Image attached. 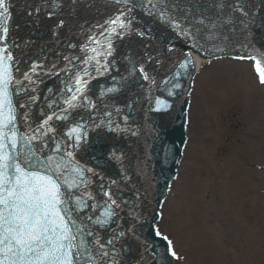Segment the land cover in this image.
<instances>
[{
    "label": "snow or ice",
    "instance_id": "1",
    "mask_svg": "<svg viewBox=\"0 0 264 264\" xmlns=\"http://www.w3.org/2000/svg\"><path fill=\"white\" fill-rule=\"evenodd\" d=\"M114 3L119 7L105 22L107 27L98 26L102 29L99 36H89L88 43L82 46L87 50L89 44L95 45L90 49L93 54L84 59L64 56L66 66L58 68L56 63L28 64L13 54L20 45L9 41L10 0H0V264H145L143 255L149 251V242L141 240L139 232L144 222L134 212L126 213L131 215L130 220L121 215L135 205L124 199L120 185L131 182L137 173L125 166L128 157L118 148H110L107 158L120 165L121 180L106 182L95 168L82 164L76 153L87 146L88 122L83 116L73 120L72 114L80 109L97 110L96 101L89 95V85L100 75L117 73L111 76V86L100 89L101 99L118 93L137 77L155 84V79L145 71V64L152 60L147 54L143 61L125 57L129 65L125 69L127 75H120L114 64V39L138 36L152 41L156 38L154 26L160 25L170 33L165 40L168 52L187 47V51L178 53V68L194 69L192 52H203L202 39L215 37L219 17L214 21L202 14L194 15L193 8L198 6L184 0H114ZM214 6L222 13L225 3L219 0ZM228 7L233 14H240L245 32L241 48L246 50L247 57L238 58L254 59L259 70L261 60L257 55L264 56V51L251 45L250 37L254 27H264V20L257 21L250 15L242 0H234ZM35 11L38 13L40 9ZM48 15L54 13L50 11ZM141 17L149 18L151 23L145 24ZM64 23L60 20L57 27H63ZM227 23L232 24L233 20L229 18ZM61 73L65 78L60 79ZM179 75L177 71L176 76ZM43 76L56 77L60 86L47 89L49 95L41 107L37 105L40 99L37 93L38 85L44 83ZM260 77L264 82V71ZM163 83L167 86L170 80ZM181 87L178 82L172 83L167 88L168 95H176L172 89ZM155 105L156 111L171 107L160 98L155 99ZM109 107L101 105L99 121L90 112L92 127L117 135H136L129 124L131 115L117 120L114 116H120L124 109L111 106L109 110ZM125 107L131 110L132 103ZM65 121L69 122L67 131H62L57 124ZM128 163L131 165V161ZM139 164L137 161L134 167ZM93 185H97L96 191L92 190ZM134 195L138 197L139 193ZM154 231L161 236L159 229ZM162 238L168 242L163 257L167 264L172 242L167 236ZM132 242L143 250L136 256ZM151 251L155 258L154 245ZM170 254L176 256L175 251Z\"/></svg>",
    "mask_w": 264,
    "mask_h": 264
},
{
    "label": "water",
    "instance_id": "2",
    "mask_svg": "<svg viewBox=\"0 0 264 264\" xmlns=\"http://www.w3.org/2000/svg\"><path fill=\"white\" fill-rule=\"evenodd\" d=\"M218 2L219 0H184V3L198 6L193 8L194 15L202 14L214 21L219 17L215 37L210 40L202 39L203 52H193L207 59L225 55L247 57L246 50L241 48V44L245 42V32L240 22L242 17L239 13L233 14L228 7L234 0H223L225 7L222 13L214 6ZM242 3L245 5V10L250 15H254L257 21L264 20V0H242ZM118 7L114 0H10V19L7 20L9 41L20 45V49L14 51L13 54L19 55L28 64L37 62L50 66L56 63L58 68L66 66L64 56L81 59L91 56L93 53L90 49L95 45L89 44L87 50L82 46L88 43L89 36L93 34L99 36L102 29L98 26L107 27L105 22L116 14ZM36 8L40 9L38 13L35 11ZM50 11L54 13L51 17L48 15ZM141 18L145 24L151 23L149 18ZM229 18L233 20L232 24L227 23ZM60 20L65 22L63 27H57ZM252 31L251 45L264 51V27H254ZM154 34L156 38L152 41H145L138 36L125 37L123 40L114 39L115 52L113 55L115 67L119 69L120 75H127L125 69L129 65L125 57L143 61L146 54L151 56V62L145 64V71L155 79V84H150L149 81L140 80L137 77L134 82L129 80L127 86L118 93L109 94L108 97L101 99L100 89L111 86V76L117 73L100 75L89 85L91 90L89 95L92 100L96 101L97 110L91 112V110L80 109L78 113L72 114V119L78 120L79 116H83L88 122L87 146L77 151V159L82 164L95 168L106 182L111 179L121 180L120 165L107 158L108 150L110 148L121 149L128 157L125 166L132 167V171L136 172L137 176L131 182L124 181L120 187L124 199L134 204L135 208H126L121 215L130 220L131 215H126V213L134 212L144 222V227L139 232L141 240L146 239L149 242V251L143 255L145 264H157V260L159 264H165L163 257L167 245L156 237L152 225L158 218V211L167 196L170 181L175 177L182 159L186 142L185 126L189 95L195 68L187 70L178 68L180 61L178 53L187 51V47L178 48L176 52H168L165 40L170 33L165 28L155 25ZM101 40L103 42V38ZM69 45H75V47H69ZM107 59L112 60L113 57H107ZM257 59L261 60L260 72L264 71V56L257 55ZM68 67L71 69V65ZM177 71L180 72L179 76H176ZM63 78H65L64 74L61 73L60 79ZM42 79L44 83L38 85L39 92L37 93L40 97L37 105L41 107L45 104L44 98L49 95L47 89L60 86L56 77L43 76ZM165 80H170L167 86L163 83ZM177 82L182 87L173 88L172 91L176 95L169 96L167 88H171V84ZM149 88H151L150 93ZM156 98L166 100L171 107L167 110L156 111ZM129 103H132L131 110L125 107ZM102 104H108L109 110L111 106L124 109L120 116H114L117 120H120L123 115L130 114L129 124L137 134L117 135L103 129H94L89 115L91 112L99 121L102 118ZM34 112L38 113L36 107H34ZM68 124V121L58 122L57 126L62 131H67L66 125ZM93 156L96 157L95 160ZM128 161H131V165ZM137 161L140 164L134 167ZM131 174L130 172L129 175ZM92 190L96 191L97 185H93ZM135 193H139V196L134 195ZM132 243L133 256H136L143 250L137 248L134 242ZM153 245L157 254L155 258L151 251ZM167 264H171L169 253Z\"/></svg>",
    "mask_w": 264,
    "mask_h": 264
},
{
    "label": "rangeland",
    "instance_id": "3",
    "mask_svg": "<svg viewBox=\"0 0 264 264\" xmlns=\"http://www.w3.org/2000/svg\"><path fill=\"white\" fill-rule=\"evenodd\" d=\"M189 142L160 223L177 264H264V92L250 64L196 78Z\"/></svg>",
    "mask_w": 264,
    "mask_h": 264
},
{
    "label": "bare ground",
    "instance_id": "4",
    "mask_svg": "<svg viewBox=\"0 0 264 264\" xmlns=\"http://www.w3.org/2000/svg\"><path fill=\"white\" fill-rule=\"evenodd\" d=\"M197 62H198V66H202L203 65V63H204V61L203 60H201V59H197Z\"/></svg>",
    "mask_w": 264,
    "mask_h": 264
}]
</instances>
